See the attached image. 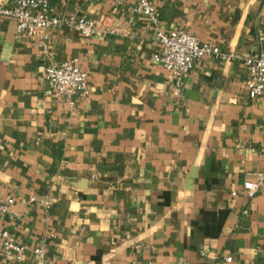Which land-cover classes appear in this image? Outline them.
Instances as JSON below:
<instances>
[{"label":"crops","instance_id":"crops-1","mask_svg":"<svg viewBox=\"0 0 264 264\" xmlns=\"http://www.w3.org/2000/svg\"><path fill=\"white\" fill-rule=\"evenodd\" d=\"M49 1L114 33L41 41L0 16V228L27 247L16 260L0 244V264H35L39 246L49 264H264V197L242 187L264 171V98L247 96L245 68L202 58L176 97L135 0ZM152 3L165 32L264 53V0ZM72 59L89 91L74 111L42 77Z\"/></svg>","mask_w":264,"mask_h":264},{"label":"built area","instance_id":"built-area-1","mask_svg":"<svg viewBox=\"0 0 264 264\" xmlns=\"http://www.w3.org/2000/svg\"><path fill=\"white\" fill-rule=\"evenodd\" d=\"M134 14L148 19L154 31L159 51L151 60L169 73L173 95H181L182 81L191 72L196 61L210 57L222 61L239 62L246 70L245 92L250 99L264 98V53L251 52L240 55L224 51L209 43L199 40L182 29L163 31L160 17L152 0H135L132 8ZM0 16L16 22V35L26 38L47 39L46 32L52 28H67L85 37H104L114 33L107 25V18L91 19L85 16H63L53 14L49 0H7L0 4ZM54 94L64 100L74 111V99L88 95V76L77 64L76 59L45 66L42 72ZM248 198L260 194L264 197V171L253 172L250 180L242 184ZM34 200V198H32ZM12 199H0V214H6ZM0 244L3 254L20 260L27 247L18 242L9 231L0 228ZM35 264H49L42 246L32 249ZM230 257L209 264L229 263Z\"/></svg>","mask_w":264,"mask_h":264}]
</instances>
